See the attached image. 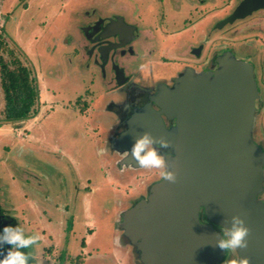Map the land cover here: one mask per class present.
<instances>
[{
  "label": "rangeland",
  "instance_id": "obj_1",
  "mask_svg": "<svg viewBox=\"0 0 264 264\" xmlns=\"http://www.w3.org/2000/svg\"><path fill=\"white\" fill-rule=\"evenodd\" d=\"M236 1L219 0L217 17L229 13ZM1 6L0 35L28 66L40 97L26 118L7 120L0 85V207L25 234L39 235L25 250L29 264H126L116 240L117 215L160 175L155 169L118 165L121 155L111 147L113 130L107 131L102 112L109 98H117L112 92L116 83L111 73L102 78L94 65L87 68L85 53L73 47L80 37L73 42L69 34L78 33L76 22L85 8L140 16L148 23L159 15L156 4L0 0ZM211 7L204 9L209 24L217 18ZM6 10L12 14L8 20L3 18ZM245 30V20L223 25L218 50L243 44ZM215 34L210 29L207 35L206 58L215 46ZM174 71L160 68L166 75ZM80 101L85 102L82 109ZM127 264L140 263L133 258Z\"/></svg>",
  "mask_w": 264,
  "mask_h": 264
},
{
  "label": "water",
  "instance_id": "obj_2",
  "mask_svg": "<svg viewBox=\"0 0 264 264\" xmlns=\"http://www.w3.org/2000/svg\"><path fill=\"white\" fill-rule=\"evenodd\" d=\"M263 6L264 0H241L220 24ZM216 61L214 70L188 67L172 85L158 84L150 95L158 108L151 103L135 108L127 128L111 141L118 152L144 131L169 141L162 151L175 181L160 177L150 183L117 221L143 264L218 263L226 253L215 246L221 237L218 227L230 226L233 214L248 227L239 256L249 264H264V202L257 198L264 182V152L253 138L259 97L255 74L249 62L229 50ZM164 117L173 123L166 126ZM120 162L136 167L126 154ZM7 221L11 217L0 208V226ZM7 247H0V255Z\"/></svg>",
  "mask_w": 264,
  "mask_h": 264
},
{
  "label": "flooded vegetation",
  "instance_id": "obj_3",
  "mask_svg": "<svg viewBox=\"0 0 264 264\" xmlns=\"http://www.w3.org/2000/svg\"><path fill=\"white\" fill-rule=\"evenodd\" d=\"M153 1L156 4L154 10L159 15L148 23H145L144 18L140 16L127 18L120 13L103 14L97 7H93L92 10L85 8L83 17L80 16L77 22L75 20L78 33L69 34L72 35L73 42L76 36L80 37L81 41L74 42L73 47L85 53L87 68L94 65L103 74L102 78H107L108 73H111L116 83L117 87L111 91L117 92V98H109L105 107V110L114 113L115 117L108 118L106 111L102 109L106 117V125L109 124L107 131L113 130L109 140L112 141L127 128V119L135 112V108L149 103L154 108H158L150 100V95L156 92L158 84L172 85L175 77L188 67L197 71L214 70L218 67L216 57L223 51L229 50L253 67L259 93L253 138L264 152V6L253 9L243 17L220 24L234 11L241 0H237L230 12L222 18L217 17L219 0H151L152 3ZM210 3L212 16L217 17L212 24H209L211 19L204 18L205 5L208 7ZM7 11L10 10L3 13L4 20H8L12 15ZM117 18H121L120 23L112 21ZM241 20H245L246 25L243 44L224 46L219 51L218 30L225 24H235ZM173 22L174 26H171ZM130 26L133 33L129 32ZM210 29L216 31L215 46L211 48L206 58L205 54L208 51L206 42ZM162 67L175 71L166 75L160 73ZM109 78L111 80V77ZM118 81L122 83L119 84ZM98 83L101 85L99 81ZM164 122L169 126L173 120L164 117ZM118 153L121 158L125 154ZM121 158H118V165H121ZM257 198L264 202V182ZM120 212L117 215L118 219ZM1 213L5 217L9 216L4 214L2 209ZM200 218L204 220L203 210L200 211ZM10 222L7 221L6 224ZM218 229L221 233V227ZM116 237L121 247L120 251L127 259L126 264L131 259L133 261V258L143 264L136 246L129 241L119 224ZM238 257L237 249L227 250L224 258L215 264H231V261Z\"/></svg>",
  "mask_w": 264,
  "mask_h": 264
},
{
  "label": "clouds",
  "instance_id": "obj_4",
  "mask_svg": "<svg viewBox=\"0 0 264 264\" xmlns=\"http://www.w3.org/2000/svg\"><path fill=\"white\" fill-rule=\"evenodd\" d=\"M168 146L167 139H157L149 131H144L134 138L131 146L124 152L136 167L158 170L161 179L173 182L176 179L175 173L166 159L165 151H162ZM229 224L230 226H221V237L215 240V246L225 251L246 247L248 227L243 217L233 214L229 218ZM38 239L37 233L25 234L19 223L0 226V247L8 245L0 255V264H29V256L25 250ZM231 264H249V261L246 256H239Z\"/></svg>",
  "mask_w": 264,
  "mask_h": 264
},
{
  "label": "trees",
  "instance_id": "obj_5",
  "mask_svg": "<svg viewBox=\"0 0 264 264\" xmlns=\"http://www.w3.org/2000/svg\"><path fill=\"white\" fill-rule=\"evenodd\" d=\"M0 85L4 101L2 113L5 119H24L34 110V105L39 98L38 83L23 59L7 45L1 35ZM80 103L82 109L85 102L80 101Z\"/></svg>",
  "mask_w": 264,
  "mask_h": 264
},
{
  "label": "crops",
  "instance_id": "obj_6",
  "mask_svg": "<svg viewBox=\"0 0 264 264\" xmlns=\"http://www.w3.org/2000/svg\"><path fill=\"white\" fill-rule=\"evenodd\" d=\"M38 88H39V86H38ZM39 97H40V88H39Z\"/></svg>",
  "mask_w": 264,
  "mask_h": 264
}]
</instances>
